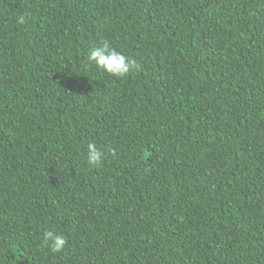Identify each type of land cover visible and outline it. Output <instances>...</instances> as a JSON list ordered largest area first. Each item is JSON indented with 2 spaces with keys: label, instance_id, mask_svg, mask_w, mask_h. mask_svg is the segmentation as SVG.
<instances>
[{
  "label": "trees",
  "instance_id": "16d2710c",
  "mask_svg": "<svg viewBox=\"0 0 264 264\" xmlns=\"http://www.w3.org/2000/svg\"><path fill=\"white\" fill-rule=\"evenodd\" d=\"M0 259L264 264V0H0Z\"/></svg>",
  "mask_w": 264,
  "mask_h": 264
},
{
  "label": "clouds",
  "instance_id": "9594fccd",
  "mask_svg": "<svg viewBox=\"0 0 264 264\" xmlns=\"http://www.w3.org/2000/svg\"><path fill=\"white\" fill-rule=\"evenodd\" d=\"M26 13L18 16L16 22L24 24ZM86 61L92 64L98 73L106 74L116 79H124L130 73L138 72L140 64L133 58L126 56L110 43L109 40H101L89 47L86 53ZM104 160V153L97 148L95 143L87 145L85 162L90 168H98ZM42 243L46 245L53 254L64 251L68 241L64 235L55 230L46 229L42 234ZM0 264L4 261L0 259Z\"/></svg>",
  "mask_w": 264,
  "mask_h": 264
}]
</instances>
